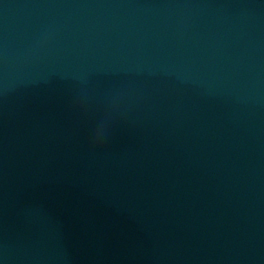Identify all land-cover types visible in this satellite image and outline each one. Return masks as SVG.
<instances>
[{
    "label": "water",
    "instance_id": "obj_1",
    "mask_svg": "<svg viewBox=\"0 0 264 264\" xmlns=\"http://www.w3.org/2000/svg\"><path fill=\"white\" fill-rule=\"evenodd\" d=\"M0 264H264V100L87 0H0Z\"/></svg>",
    "mask_w": 264,
    "mask_h": 264
}]
</instances>
